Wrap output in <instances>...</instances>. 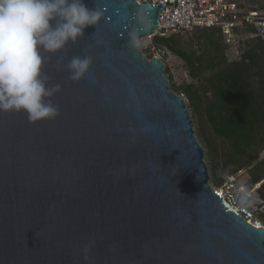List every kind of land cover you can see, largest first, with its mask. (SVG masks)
Segmentation results:
<instances>
[{
  "label": "water",
  "instance_id": "1",
  "mask_svg": "<svg viewBox=\"0 0 264 264\" xmlns=\"http://www.w3.org/2000/svg\"><path fill=\"white\" fill-rule=\"evenodd\" d=\"M84 2L97 25L44 54L58 115L0 111V264H264V228L212 190L183 96L135 47L162 2Z\"/></svg>",
  "mask_w": 264,
  "mask_h": 264
},
{
  "label": "trees",
  "instance_id": "2",
  "mask_svg": "<svg viewBox=\"0 0 264 264\" xmlns=\"http://www.w3.org/2000/svg\"><path fill=\"white\" fill-rule=\"evenodd\" d=\"M256 2L264 9V0ZM193 31L199 39L197 50L183 45L187 42L180 32H172L152 36L143 53L147 58L155 52L160 56L171 85L187 99L206 148L213 184L245 169L247 187L261 182L258 190L264 197V39L250 26L237 28L239 57L228 59V44L219 28ZM170 55L187 71L179 83L167 63Z\"/></svg>",
  "mask_w": 264,
  "mask_h": 264
},
{
  "label": "clouds",
  "instance_id": "3",
  "mask_svg": "<svg viewBox=\"0 0 264 264\" xmlns=\"http://www.w3.org/2000/svg\"><path fill=\"white\" fill-rule=\"evenodd\" d=\"M99 19L100 12L84 0H0V111H23L30 122L54 119L59 109L49 98L60 85L49 86L44 54L75 43ZM91 62L89 56H73L65 65L69 78L81 79ZM83 251L87 258L88 248Z\"/></svg>",
  "mask_w": 264,
  "mask_h": 264
},
{
  "label": "built area",
  "instance_id": "4",
  "mask_svg": "<svg viewBox=\"0 0 264 264\" xmlns=\"http://www.w3.org/2000/svg\"><path fill=\"white\" fill-rule=\"evenodd\" d=\"M162 2L159 12L158 30L156 34L165 35L172 32L185 33L196 28L217 27L228 45L237 40L236 29L250 26L255 34L264 39V9L256 0H137L143 3ZM137 42V45H136ZM139 49L147 47L136 40ZM245 169L227 175L224 180L215 185L209 181L212 190L244 221L256 228H264V197L258 188V183L252 188L245 184Z\"/></svg>",
  "mask_w": 264,
  "mask_h": 264
},
{
  "label": "rangeland",
  "instance_id": "5",
  "mask_svg": "<svg viewBox=\"0 0 264 264\" xmlns=\"http://www.w3.org/2000/svg\"><path fill=\"white\" fill-rule=\"evenodd\" d=\"M181 34V37L183 38V41L187 42V43H184L183 45H187V47H192L194 48L195 50H197L198 48V40L196 36H198L197 34L194 33V31H188V32H185V33H180ZM241 36V35H240ZM238 35L235 36V40H237L232 46H228L226 47V56L227 58L229 59H233V58H238V52L239 49V37ZM139 41H140V44L138 45H146L148 44V42H150V38L149 37H142V38H138ZM244 39V38H243ZM136 45H137V42H136ZM153 49V48H152ZM156 54V52H155ZM148 55V53H147ZM158 55V54H157ZM167 63H168V66L172 72V75H173V80L175 83H179L182 81V79H184L186 77V74H187V71L186 69L182 66L183 64L181 63V61H179V59L175 58L173 55H170L168 58H167ZM164 74L165 71H164ZM167 79L169 81V85H170V89L174 92H176V90L174 89V87L171 85L170 83V80L168 78V75H167ZM187 80H191L190 77L187 78ZM177 93V92H176ZM178 94V93H177ZM182 95V94H181ZM183 96V95H182ZM186 104H187V107L189 109V115H190V120L192 122V125H193V129H194V135L196 136V139L197 141L199 142V144L202 146V148L204 149V152H205V156H204V160L206 162V165L208 167V172H209V175H210V180H211V172H210V166H209V163H208V159H207V152H206V148H205V145L203 143V140H202V137L199 135L198 133V130H197V119L196 117L194 116L193 114V111L192 109L188 106V101L187 99L183 96ZM212 182V181H211ZM213 183V182H212Z\"/></svg>",
  "mask_w": 264,
  "mask_h": 264
},
{
  "label": "bare ground",
  "instance_id": "6",
  "mask_svg": "<svg viewBox=\"0 0 264 264\" xmlns=\"http://www.w3.org/2000/svg\"><path fill=\"white\" fill-rule=\"evenodd\" d=\"M147 37H149V36H147Z\"/></svg>",
  "mask_w": 264,
  "mask_h": 264
}]
</instances>
